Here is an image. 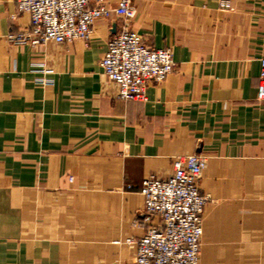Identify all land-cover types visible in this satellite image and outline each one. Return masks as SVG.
Masks as SVG:
<instances>
[{
    "label": "crops",
    "instance_id": "crops-1",
    "mask_svg": "<svg viewBox=\"0 0 264 264\" xmlns=\"http://www.w3.org/2000/svg\"><path fill=\"white\" fill-rule=\"evenodd\" d=\"M219 1L134 0L132 28L176 65L122 100L98 64L119 16L88 41L16 45L29 15L0 0V264H135L142 181L191 153L206 159L199 264H264V0Z\"/></svg>",
    "mask_w": 264,
    "mask_h": 264
},
{
    "label": "built area",
    "instance_id": "built-area-1",
    "mask_svg": "<svg viewBox=\"0 0 264 264\" xmlns=\"http://www.w3.org/2000/svg\"><path fill=\"white\" fill-rule=\"evenodd\" d=\"M15 4L17 13H26L30 19L28 29L7 34V40L16 45L88 41L96 19L119 16L122 22L98 64L122 100L143 98L149 83H162L175 69L171 48L149 46L132 28L134 0H117L114 7L109 0H15ZM219 6L230 8L227 0H220ZM50 82L45 77L36 80L41 85ZM256 99L264 102V56L259 59ZM205 166L200 153L179 155L172 160L169 176L142 181L145 230L136 240H128L135 246V264H199L208 196L198 184Z\"/></svg>",
    "mask_w": 264,
    "mask_h": 264
}]
</instances>
